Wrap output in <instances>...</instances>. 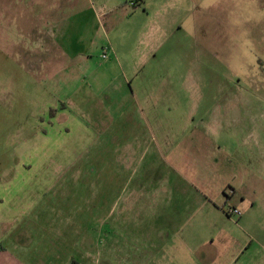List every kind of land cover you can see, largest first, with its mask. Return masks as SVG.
<instances>
[{
	"label": "rangeland",
	"instance_id": "1",
	"mask_svg": "<svg viewBox=\"0 0 264 264\" xmlns=\"http://www.w3.org/2000/svg\"><path fill=\"white\" fill-rule=\"evenodd\" d=\"M62 1L0 0V203L9 202L6 190L26 185L23 197L36 201L25 218L37 252L52 240L55 249L69 242L72 255L78 235L89 249L99 242L108 250L111 213L133 171L135 181L148 180L149 203L165 204L153 215L173 221L177 189L156 190L177 186V170L188 169L183 159L177 165L179 152L194 134L212 133L220 149L196 162L229 163L225 182L240 176L230 189L251 187L246 176L254 175L255 192L242 207L221 193L219 212L206 216L211 228H198L195 254L182 262L264 264V0ZM57 7V18L46 16ZM87 29L92 37L81 40ZM137 139L149 149L126 145ZM201 172L210 171L194 170ZM222 180L211 184L216 191ZM233 204L245 208L241 217L227 215ZM167 230L173 237L177 227Z\"/></svg>",
	"mask_w": 264,
	"mask_h": 264
},
{
	"label": "crops",
	"instance_id": "2",
	"mask_svg": "<svg viewBox=\"0 0 264 264\" xmlns=\"http://www.w3.org/2000/svg\"><path fill=\"white\" fill-rule=\"evenodd\" d=\"M80 1L81 0H63L61 3L65 6L61 5V7H68L70 3L77 5ZM66 2L69 4L66 5ZM142 2V0H139V4ZM59 8L60 7H57L56 10H47L46 16L52 19L57 18L56 15L60 11H58ZM104 12L105 10H100V15H96V25L93 28L95 32H99L97 29H102L101 15H103ZM47 35L50 37L51 33L49 32ZM91 37V29H87L83 31L81 40L84 39V41H86ZM90 49L91 44L89 47H86V53H89ZM110 49V53L114 54V49H112V47H110ZM108 56L110 55L108 54ZM83 64L89 67L90 62L85 61ZM171 126L172 125H166L167 128ZM202 128L210 130L211 127L204 125ZM155 129L161 131L164 128L159 126ZM177 129H182V127L178 126ZM193 136L196 139H193L191 143L187 145L188 147L184 148L182 152H179L180 156L177 157L178 166L181 164V162H179L180 159H183L185 165L188 166V169H186L184 173L177 170V186L156 190L160 193L168 192L172 194L177 189V207L172 214L173 221L164 222L161 218L157 217V214L156 217L153 215L155 209H160L164 207L165 204L161 202L159 207H157V205L149 203L153 191L150 189L148 180H145V176L142 174L140 176L141 180L135 181L133 178V171L130 179L126 178V185L121 196H119V198H122L121 201L117 198L111 213L110 221H112L110 227L112 236L110 237L108 250H103L99 242L95 249H89L86 245V242L89 240L88 237L83 238L81 235H78L72 238L73 248L78 251H75L72 255L70 253L71 246L69 242L66 244L63 242L62 245H58L60 248L55 249L52 240V249H46L47 251H44V253H38L34 247V230L29 228L31 225L29 223L30 221H27L25 218L31 216V213L36 207V201H34L33 198L23 197L26 185H16L14 188L9 189V191L6 190L3 193V197L7 198L9 202L5 205L0 203V264H55L53 261L54 259H61L57 264H166L165 259L167 256H172L174 261L177 260V264H185L182 262V259L190 261L196 251L194 250V242L196 241L194 235L198 233L197 230L200 226L211 228L212 219L210 217L206 218V216L219 212V205L216 201H221L223 199L221 193L227 197L225 203L227 202L230 204L235 200H239L242 207V204L244 205L248 200V196L255 192L254 182L256 179L254 175H248L246 177H248V180L252 183L251 187H247L240 182L238 189L236 187L230 189L229 187H231V184L227 182L237 181V178L240 176L233 174L232 177L225 182L227 176H229L227 172L229 163H222L219 159L207 161L206 164L196 162L198 158L202 159L200 153H207L210 150L217 151V149H220L219 145L215 143V140L211 141L212 133L194 134ZM146 141L147 140L143 143L144 141H142V139H137L135 142L126 145L133 147L139 144L144 148L147 147L143 151L145 152L146 149H149V142ZM184 155L185 158H183ZM198 166H200V168H206V170L210 172H201V175L198 174L197 176L194 170ZM85 172L88 176H91L90 170ZM115 172L118 175L117 171ZM217 177L221 180L223 177L222 183L224 184L222 185L221 183L222 186L220 191H216L215 187L211 185L215 183ZM17 178H20V176H16L14 181ZM227 189L230 190V196L226 195ZM34 194L37 195L38 191L36 190ZM21 196L23 198H21ZM25 199H28V201ZM168 205L169 204H167L166 207ZM233 206L239 210L242 209L239 204H233ZM242 210H245V208ZM48 211L49 213H47V215L54 217V212L50 213V206L46 207L45 213ZM134 214L136 216L138 215L137 220L133 219ZM219 214H221V212ZM42 215V213H37V216ZM146 215L153 217L154 221H152L153 219H146ZM66 226L65 229L67 230L68 225ZM171 226H175V229L177 227L176 234L175 231L172 230L174 236L177 235V239H175L176 236L171 237V235L167 233V229ZM188 227L191 229L188 230ZM118 228L119 232H117ZM186 230L188 231L185 233ZM123 231L127 234L125 235L127 236L126 239L121 235ZM135 232L140 234L138 235ZM130 235H132V237L129 238ZM38 238L41 237L38 236ZM95 241L97 242V239ZM100 242H102V240H100ZM213 242L214 238L209 237L199 244L198 249L207 248L209 244ZM135 244H139L140 247L136 248ZM38 259L39 261H37ZM48 259L50 261H48Z\"/></svg>",
	"mask_w": 264,
	"mask_h": 264
},
{
	"label": "built area",
	"instance_id": "3",
	"mask_svg": "<svg viewBox=\"0 0 264 264\" xmlns=\"http://www.w3.org/2000/svg\"><path fill=\"white\" fill-rule=\"evenodd\" d=\"M136 3H137V0H131L130 1V4L133 7H135ZM103 57H104V59H107L108 58L107 53H105ZM227 215L230 216V217H238L239 218V217H241L242 213H241V211L239 209H237L235 207H231L230 210L228 211Z\"/></svg>",
	"mask_w": 264,
	"mask_h": 264
},
{
	"label": "trees",
	"instance_id": "4",
	"mask_svg": "<svg viewBox=\"0 0 264 264\" xmlns=\"http://www.w3.org/2000/svg\"><path fill=\"white\" fill-rule=\"evenodd\" d=\"M138 3H139V0H137V3H136V5H135V7H137V6H138Z\"/></svg>",
	"mask_w": 264,
	"mask_h": 264
}]
</instances>
